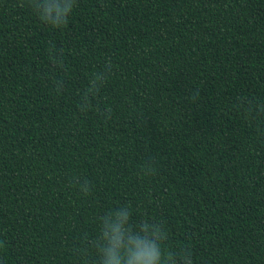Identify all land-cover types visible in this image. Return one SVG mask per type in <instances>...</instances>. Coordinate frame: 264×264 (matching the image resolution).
Listing matches in <instances>:
<instances>
[{
	"label": "trees",
	"instance_id": "trees-1",
	"mask_svg": "<svg viewBox=\"0 0 264 264\" xmlns=\"http://www.w3.org/2000/svg\"><path fill=\"white\" fill-rule=\"evenodd\" d=\"M261 106L264 0H77L60 30L0 0V264H96L120 204L193 264H264Z\"/></svg>",
	"mask_w": 264,
	"mask_h": 264
},
{
	"label": "clouds",
	"instance_id": "clouds-1",
	"mask_svg": "<svg viewBox=\"0 0 264 264\" xmlns=\"http://www.w3.org/2000/svg\"><path fill=\"white\" fill-rule=\"evenodd\" d=\"M21 6L28 7L44 24L53 30L67 27L77 0H20ZM55 46L53 45V48ZM54 66L63 70V62L54 59ZM113 74L112 65L106 62L102 69L94 71L89 78V85L83 91L78 109L87 113L93 108L92 101ZM58 90H63V82L55 81ZM199 91L193 92L189 100L195 103ZM244 102L241 101V106ZM251 113V105L245 109ZM264 112V106L258 109ZM105 119L111 118V110L101 114ZM155 160L144 161L142 174L152 176L157 172L153 165ZM81 191L90 193V184L85 181ZM133 210L130 204H120L99 217V235L89 242V247L82 249L84 257L89 251L96 257V264H193L191 248L182 247L171 250L165 247L168 231L162 222L144 219L139 225L132 224Z\"/></svg>",
	"mask_w": 264,
	"mask_h": 264
}]
</instances>
